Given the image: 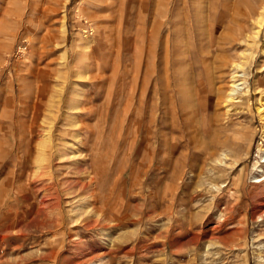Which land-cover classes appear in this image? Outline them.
Returning a JSON list of instances; mask_svg holds the SVG:
<instances>
[{
    "label": "rangeland",
    "instance_id": "rangeland-1",
    "mask_svg": "<svg viewBox=\"0 0 264 264\" xmlns=\"http://www.w3.org/2000/svg\"><path fill=\"white\" fill-rule=\"evenodd\" d=\"M183 1L0 0V264H264V0Z\"/></svg>",
    "mask_w": 264,
    "mask_h": 264
},
{
    "label": "bare ground",
    "instance_id": "bare-ground-1",
    "mask_svg": "<svg viewBox=\"0 0 264 264\" xmlns=\"http://www.w3.org/2000/svg\"><path fill=\"white\" fill-rule=\"evenodd\" d=\"M162 1V0H161ZM198 2V3H202V4H205V3H210L209 5H210V7H212L211 6V2H210V0H184L183 1V3H184V5H186V6H189V4L190 3H195V2ZM168 2L171 4L172 3V0H168ZM173 2H174V0H173ZM197 4V3H196ZM166 5V4H165ZM172 6H173V4H172ZM175 8H176V6H174ZM183 9V8H182ZM177 10H178V7H177ZM176 10V11H177ZM184 10V9H183ZM166 24H169V26H170V24L171 23H173L174 22V19L168 14L167 16H166ZM189 20H190V18L188 17L187 18V22H189ZM175 23V22H174ZM157 25H159V23L157 22ZM175 26V25H174ZM173 26V27H174ZM177 26H179V25H177ZM186 26V25H185ZM166 27V26H165ZM176 27V26H175ZM143 30V29H142ZM153 31V30H152ZM152 31H151V33H152ZM168 31V30H167ZM171 31V30H170ZM172 31H174L173 30V28H172ZM182 31V30H181ZM169 32V31H168ZM178 32V31H177ZM171 33V32H170ZM188 33V32H187ZM186 34V33H185ZM175 35V34H174ZM184 35V34H183ZM149 36V35H148ZM148 36H146L145 38H146V40H147V38H148ZM151 36H152V34H151ZM177 37V36H176ZM171 39V38H170ZM181 39V38H180ZM174 40H175V38H174ZM184 39H182V41H183ZM149 41V43H150V40H148ZM181 41V42H182ZM172 42H173V39H172ZM178 42V41H177ZM152 43V42H151ZM179 43V46H181L180 45V42H178ZM184 43V42H183ZM153 44V43H152ZM174 44V43H173ZM173 44H172V46H173ZM182 44V43H181ZM147 46H148V44H147ZM160 46V45H159ZM184 47L186 46L185 45V43H184V45H183ZM145 48H146V44H145ZM148 48H150V47H148ZM177 48H178V46H177ZM177 48H175V46H174V49H172L171 47H170V49H172V51L173 50H175L176 52L178 51V49H180V47L177 49ZM182 48V47H181ZM162 49V48H161ZM161 49H159V48H157L155 51H154V60H153V66H154V72L155 73H152L153 75H149V64L147 63V69H146V73H145V77H144V79L142 80V82H141V89H142V92L140 93V105H141V117L140 116H138V118L140 117V123H139V130L137 131L136 130V133L138 132L139 133V137H140V135H142L143 134V131L144 132H146V133H148V132H150V130H151V127H158V125H159V122H161L160 121V118H161V114L158 112V110H159V108H157V106H156V104H157V101L158 100H160V95L156 92V90L154 89L153 91H150V87H151V85H152V81L153 80H155L154 78H155V76L157 75V65H158V63H162L163 64V61H164V57H163V52H162V50ZM188 49V48H187ZM187 49H185V50H187ZM144 50V49H143ZM143 52V51H142ZM175 52V53H176ZM184 52V51H183ZM186 52V51H185ZM148 53V52H147ZM146 53V54H147ZM166 53H167V50H166ZM175 53H173V54H175ZM180 53V52H179ZM168 54V53H167ZM166 54V55H167ZM147 57V56H146ZM173 58H174V56H173ZM148 59V58H147ZM150 60H151V58H150ZM175 64V63H174ZM150 67H151V65H150ZM175 67V66H174ZM176 70H177V68H176ZM174 79H176V78H174ZM176 81H178V80H175L174 82H173V84L176 86ZM160 82L162 83V76H160ZM171 84V83H170ZM172 85V84H171ZM177 92H178V94H177V92L175 93V96L176 95H178L179 96V98H180V104H178V106H177V108H179L180 110H181V115H177L176 116V118H175V120H174V122H173V124H172V126H170L171 127V131H174L176 128H178V127H180L179 125L181 124H184L185 125V128H187L188 126H189V116H190V110H189V108H188V98H187V96L185 97L184 96V93H183V91L181 92V89L179 88V84L177 83ZM241 85V84H240ZM239 86V85H238ZM238 86H235V88H237ZM173 87V86H172ZM174 88V87H173ZM166 91L167 90H165L164 89V91H162L163 92V94L164 93H166ZM174 91V90H173ZM41 92V91H40ZM150 92L152 93V95H151V97H150ZM186 94V93H185ZM42 95V94H41ZM40 95V96H41ZM230 95V94H229ZM175 96H173V98L174 99H176V97ZM131 98V97H130ZM135 98V97H134ZM178 98V97H177ZM136 99V98H135ZM138 99H139V97H138ZM173 99V100H174ZM42 100V99H41ZM137 100V99H136ZM176 101V100H175ZM35 102V101H34ZM87 102V101H86ZM177 102V101H176ZM91 104V101L90 100H88V102L86 103V105L87 104ZM164 103V102H163ZM135 104H137V103H135ZM134 105V104H133ZM177 105V104H176ZM33 106V105H32ZM40 106V105H39ZM175 106V105H174ZM173 106V107H174ZM193 106V105H192ZM29 109H30V107H29ZM28 109V110H29ZM39 109H40V107H39ZM39 109H38V106L35 108V111L33 112L32 111V113H33V117H32V126L31 127H29V129L27 130V133L25 134V133H20V135L19 136H17L16 138H15V142H14V144H13V147L15 146V148H16V150H18V152H23V153H25V155H31L32 153H30V151L29 150H27L26 149V147H25V144H24V140H23V135H25V136H28V141H29V143H30V145H32L33 144V139H34V136L36 135V132H37V129H38V126L37 125H35L36 123H35V119L36 118H38L37 116L39 115V113H40V111H39ZM132 109H133V107H132ZM137 109V108H136ZM135 109V110H136ZM41 110V109H40ZM176 110V109H175ZM138 111V110H137ZM128 112H129V115H130V113H131V108H129V110H128ZM24 113H26V112H24ZM31 113V114H32ZM30 114V113H29ZM93 114V111H90L89 110V112L87 113V114H84V115H82L83 117H87V118H90L91 117V115ZM148 114V115H147ZM82 116H81V118H82ZM133 117H135V116H133ZM164 118V117H163ZM136 119L137 118H132V117H129L128 118V116H127V122H129V123H132V122H134V121H136ZM30 121H31V118H30ZM27 125H30V124H27ZM26 126V125H25ZM27 127V126H26ZM87 127V126H86ZM86 127H83V128H86ZM167 128H168V126H167ZM193 128V127H192ZM87 129V128H86ZM182 129V128H181ZM191 130V129H190ZM192 133V132H191ZM193 133H194V131H193ZM52 133H50V135H51ZM38 135V134H37ZM60 135V134H59ZM137 135V134H136ZM146 135V134H145ZM15 137V136H14ZM70 137V136H69ZM184 137V136H183ZM66 138V137H65ZM83 138V137H82ZM194 138V137H193ZM48 140H49V138H48ZM193 141V140H192ZM26 142V141H25ZM48 142H50V141H48ZM58 142V141H57ZM56 142V143H57ZM44 142H42V143H40L41 145L43 144ZM164 143H166V142H164ZM44 145V144H43ZM49 145V144H48ZM47 145V148H49V146ZM148 145H150V144H148ZM37 146H40V145H37ZM45 147H46V145H44ZM167 146V145H166ZM40 147H42V146H40ZM44 147V148H45ZM57 147V146H56ZM149 147V146H148ZM152 147V146H151ZM207 147V146H206ZM39 148V147H38ZM58 148V147H57ZM88 148V147H87ZM207 149V148H206ZM41 149H39V151H40ZM42 150H45L46 151V149H42ZM42 150L40 151V152H42ZM48 150V149H47ZM50 150V149H49ZM89 150V149H88ZM149 150V149H148ZM165 150V149H164ZM38 150H37V152H39ZM54 151L55 152H57L58 153V149H56L55 147H53V151H51L52 153H54ZM176 151V150H175ZM39 152V153H40ZM165 152V151H164ZM46 153H49V151L48 152H46ZM51 153V155H53ZM42 154H44V153H42ZM50 154V153H49ZM39 155V154H38ZM50 155V156H51ZM39 157V156H38ZM42 157V156H41ZM41 157H39V158H41ZM154 156H152L151 155V160H152V163H154L153 161H154V158H153ZM43 159V158H42ZM179 159V158H178ZM27 160V159H26ZM41 160V159H40ZM1 164V163H0ZM25 164V163H24ZM51 164V163H50ZM151 164V163H150ZM53 165V164H52ZM39 177H41V176H39ZM264 180H262V181H260L259 183H261V182H263ZM8 192V191H7ZM14 192V191H13ZM91 192V191H90ZM5 195H6V193H5ZM173 195H175L174 193H173ZM91 197H93V195L91 196ZM167 198V197H166ZM170 198V197H169ZM175 198V197H174ZM165 200V199H164ZM167 201V200H166ZM176 201V200H175ZM169 202V201H168ZM161 203V202H160ZM44 207V206H43ZM169 209V208H168ZM158 213V212H157ZM171 213V212H170ZM169 213V211L168 210H165L164 211V215H169L170 214ZM111 217V216H110ZM159 217V216H158ZM91 262V261H90Z\"/></svg>",
    "mask_w": 264,
    "mask_h": 264
}]
</instances>
